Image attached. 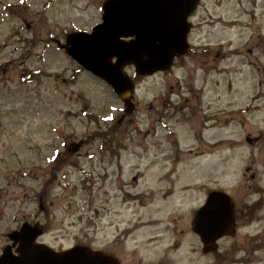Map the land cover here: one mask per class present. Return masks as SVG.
Returning a JSON list of instances; mask_svg holds the SVG:
<instances>
[{
  "label": "rangeland",
  "instance_id": "1",
  "mask_svg": "<svg viewBox=\"0 0 264 264\" xmlns=\"http://www.w3.org/2000/svg\"><path fill=\"white\" fill-rule=\"evenodd\" d=\"M102 1L0 0V254L28 223L54 251L211 264L191 230L209 192L232 198L237 239L264 231V0H200L192 51L136 81L130 114L60 46Z\"/></svg>",
  "mask_w": 264,
  "mask_h": 264
},
{
  "label": "water",
  "instance_id": "2",
  "mask_svg": "<svg viewBox=\"0 0 264 264\" xmlns=\"http://www.w3.org/2000/svg\"><path fill=\"white\" fill-rule=\"evenodd\" d=\"M199 0H104L101 23L90 33L66 35L63 52L84 70L110 86L125 105L133 110V84L124 67L133 65L136 73L148 76L171 68L174 59L189 51L188 18ZM256 140V139H255ZM248 143L252 140L247 139ZM81 143L68 146L78 151ZM234 206L228 195L210 192L196 212L193 232L203 244V252L216 248L215 242L234 233ZM37 226L23 224L11 232L0 255V264H117L99 251L75 246L56 252L37 242L42 236Z\"/></svg>",
  "mask_w": 264,
  "mask_h": 264
},
{
  "label": "flooded vegetation",
  "instance_id": "3",
  "mask_svg": "<svg viewBox=\"0 0 264 264\" xmlns=\"http://www.w3.org/2000/svg\"><path fill=\"white\" fill-rule=\"evenodd\" d=\"M194 236L198 238L196 235ZM225 239L227 238L218 241L215 250L210 254V257L212 259L211 264H237V263L250 264V260L252 259V257H255L256 253H258L256 251L259 249H255L257 245H259L261 248L264 247V231H259L257 234L243 236L242 239H237V234L235 231V233L230 238H228L231 239L230 246L228 248H224V247L222 248L221 242ZM115 243H116L115 247H117L115 253V259L117 261V264H139V261L133 256H131L129 260L126 259V256L123 257L122 249L124 248L120 247L118 245V242ZM199 243L201 246V253H202V244L200 240ZM254 246L255 248L252 249ZM238 251L243 252V258L236 262L233 257ZM104 252L112 255V253L106 249H104ZM166 261H168L167 258ZM151 264H165L164 258L159 259L157 260V262L155 261V263H151Z\"/></svg>",
  "mask_w": 264,
  "mask_h": 264
},
{
  "label": "trees",
  "instance_id": "4",
  "mask_svg": "<svg viewBox=\"0 0 264 264\" xmlns=\"http://www.w3.org/2000/svg\"><path fill=\"white\" fill-rule=\"evenodd\" d=\"M137 79H138V78H137ZM102 140H103V139L100 138V141H101V142H100V143H101L100 145H103V144H104V142H102Z\"/></svg>",
  "mask_w": 264,
  "mask_h": 264
},
{
  "label": "bare ground",
  "instance_id": "5",
  "mask_svg": "<svg viewBox=\"0 0 264 264\" xmlns=\"http://www.w3.org/2000/svg\"><path fill=\"white\" fill-rule=\"evenodd\" d=\"M196 188V187H195ZM195 191V190H194ZM153 223H155V222H153ZM150 227H151V225H150Z\"/></svg>",
  "mask_w": 264,
  "mask_h": 264
}]
</instances>
